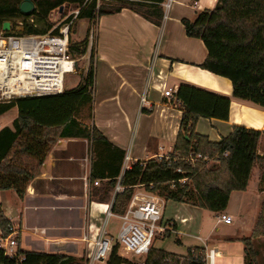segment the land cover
<instances>
[{"label":"crops","instance_id":"0c3cea01","mask_svg":"<svg viewBox=\"0 0 264 264\" xmlns=\"http://www.w3.org/2000/svg\"><path fill=\"white\" fill-rule=\"evenodd\" d=\"M218 1L173 0L160 25L127 8L97 17L94 105L90 122L85 124L95 126L107 141L124 151L121 173L135 161L173 150L182 116L173 94L180 84L230 99L226 120L200 117L195 133L219 142L234 125L261 131L257 154L264 156V108L236 99L229 79L199 67L207 50L201 39L186 35L181 21L193 22L201 11L214 8ZM167 89L171 90V97L164 96ZM142 95L148 102L145 106L140 102ZM90 170L91 141L58 138L26 185L23 196L9 190L14 192L13 204L7 210L0 202V207L18 230L19 249L60 253L79 260L92 250L97 235L107 231L110 216L104 224L105 213L111 211L116 193L113 189L109 200H96L92 195L94 186L104 180L92 183ZM262 189L264 176L255 164L246 189L232 191L221 212L161 198L162 218L169 224V234L158 235L153 247L179 257L195 247L215 248V264H244L242 239L248 238L254 227L264 196ZM142 191L140 187L134 189ZM221 213L230 215L232 222H218ZM84 236L86 241L82 240ZM169 237L174 243L164 244ZM123 258L128 260L123 264L142 262Z\"/></svg>","mask_w":264,"mask_h":264},{"label":"trees","instance_id":"16d2710c","mask_svg":"<svg viewBox=\"0 0 264 264\" xmlns=\"http://www.w3.org/2000/svg\"><path fill=\"white\" fill-rule=\"evenodd\" d=\"M21 1L0 0V30L3 22L8 21L14 26L11 21L17 18L47 22L49 13L64 4L80 7L78 18L88 20L123 8L155 25L161 24L163 16L162 9L155 5L133 2L99 5L96 9L95 0H31L35 8L31 15L24 16L18 8ZM181 21L186 35L201 39L207 50V56L199 67L229 79L236 99L264 108V0H219L214 8L201 11L193 22ZM22 26L19 31L22 34H45L52 29L48 23L43 30L37 29L33 23L23 22ZM51 32L56 33L57 29ZM85 50V41L78 45L69 44L73 57L82 55ZM93 82L91 55L81 86L54 95L0 102V116L13 107L17 109L11 126L0 129V191L14 190L22 197L26 185L58 138H86L91 141L90 181L104 180L100 187L93 189L92 195L96 200H109L119 178L124 190L114 196L111 211L115 214L125 211L135 187L140 185L165 200L221 212L226 209L232 191L246 189L255 164L264 176V156L257 154L262 132L234 125L229 135L219 142H211L195 133V124L200 117L226 120L230 99L188 84H180L173 94L174 101L182 110L173 150L161 158L135 161L121 173L124 151L107 141L95 126L80 124L75 118L82 105L93 101ZM197 154L207 159L188 160L189 155ZM211 158L217 164L208 167L206 164ZM9 223L0 207V229L5 234ZM262 236L264 197L250 236L242 239L244 264H259L255 240ZM204 261V249L200 247L189 249L186 256L179 257L152 246L139 264H204ZM126 262L128 260L119 256L117 248L113 247L107 264ZM0 264L82 263L70 255L18 248L17 256L13 258L5 256L0 249Z\"/></svg>","mask_w":264,"mask_h":264},{"label":"built area","instance_id":"2783aa9c","mask_svg":"<svg viewBox=\"0 0 264 264\" xmlns=\"http://www.w3.org/2000/svg\"><path fill=\"white\" fill-rule=\"evenodd\" d=\"M96 1V9L99 0ZM118 3H144L155 5L162 9L163 18L170 9L173 0H107ZM80 7L72 10L57 26L52 27L45 34H22L12 26L9 31L0 30V102L31 97L54 95L63 92L64 79L67 74L75 71L76 60L69 51V35L73 22L77 19ZM29 21L32 22L30 18ZM21 25V22H18ZM57 29L56 33H52ZM94 36V29L90 31V42ZM164 96L171 97L170 89L164 91ZM142 106L148 104L145 95L140 98ZM164 155H158L161 158ZM207 157L201 154L189 155L188 160ZM185 181L184 179L182 180ZM95 185L97 182L94 183ZM124 187L119 181L116 183L114 193H120ZM161 197L144 189L134 192L122 214H115L109 209L107 218L114 216L120 220L116 239L105 230H102L92 243V250L83 256L82 264H100L106 261L114 246L125 253L136 256H145L153 246L158 235L163 236L168 231L169 224L162 218ZM218 222L231 223L232 217L226 214L217 216ZM18 230L11 223L8 233L0 229V249L9 258L17 256ZM82 240L86 241L84 236ZM88 241V240H87ZM217 252L215 248L204 250V264H215Z\"/></svg>","mask_w":264,"mask_h":264},{"label":"rangeland","instance_id":"374dc122","mask_svg":"<svg viewBox=\"0 0 264 264\" xmlns=\"http://www.w3.org/2000/svg\"><path fill=\"white\" fill-rule=\"evenodd\" d=\"M118 2H114V1H107V0H99V5H107V6H114V5H118ZM77 8V7H76ZM72 4H64L61 7V10H59V8L57 9H53L49 15L47 16V22H36L35 18L32 19V22L29 21L30 18L26 19L25 21L22 18H17V19H13L11 22L14 24V26H19L18 28L14 29L16 32L21 31L22 30V24L23 22L25 23H29V24H34L35 27L39 30H43L46 26V24H51L52 27L57 26L62 20H64L67 15H69V13L72 10L76 9ZM97 19V18H96ZM96 19L94 20H88V19H84V18H78L73 22V25L70 28V35H69V40L70 43L72 45H78L80 42H86V50L85 52L80 55V56H72L75 60H76V67H75V71L72 74H67L65 76L64 79V89L65 90H69V89H73V88H77L79 86H81L83 84V80L84 77L87 74L88 71V67L90 64V58L91 55H93V62H94V41H95V31H96ZM21 22V25L18 23ZM91 29H94V36L92 37V41L90 42V31ZM94 94V93H93ZM94 98V95H93ZM94 105V99L91 102V104L87 103L85 105H82L78 111L75 113V118L77 119V121L80 124L86 125L85 123H89L90 122V117H91V111ZM91 107V109H90ZM16 108L13 107L11 108L8 112H6L5 114H3L2 116H0V128L2 126H6L7 124H11L12 120L16 117ZM88 127L89 124L87 125ZM217 162L216 160H214V158L209 159L207 161L206 166L211 167L213 165H216ZM96 188L100 187V184L94 186ZM140 188H143V190L145 189L143 186H137ZM14 192L13 191H1L0 192V202H2L3 207H6V209L8 210L9 206L13 204V199H14ZM264 197V196H263ZM263 200V198H262ZM261 200V203H262ZM261 207V205H260ZM259 213V212H258ZM258 215V214H257ZM257 218V216H256ZM106 219V218H105ZM104 219V220H105ZM256 222V219H255ZM119 226H120V220L115 218V217H110L108 218V224L106 226V230L109 233L110 236H112L113 239H116L118 231H119ZM173 238L169 237V238H165L164 239V244L168 245V244H173ZM255 246L258 250V261L260 262V264H264V236L259 237L255 240ZM117 248V245L114 246ZM117 254L121 257H126V258H130L134 261H141L144 259V257L141 256H136L134 254H129V253H125L122 249H118L117 248ZM110 256V254H109ZM106 259L107 260L109 259ZM141 258V259H140ZM82 263V260H81Z\"/></svg>","mask_w":264,"mask_h":264},{"label":"water","instance_id":"95a60500","mask_svg":"<svg viewBox=\"0 0 264 264\" xmlns=\"http://www.w3.org/2000/svg\"><path fill=\"white\" fill-rule=\"evenodd\" d=\"M19 11L24 16H29L34 10V4L31 0H22L18 6ZM61 10V7L59 8ZM10 29V23L8 21L3 22L2 30L7 32Z\"/></svg>","mask_w":264,"mask_h":264}]
</instances>
